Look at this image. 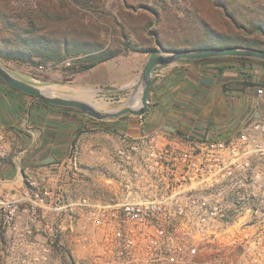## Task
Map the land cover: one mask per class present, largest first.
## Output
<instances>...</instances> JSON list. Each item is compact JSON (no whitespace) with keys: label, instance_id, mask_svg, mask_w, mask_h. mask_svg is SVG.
Segmentation results:
<instances>
[{"label":"built area","instance_id":"built-area-1","mask_svg":"<svg viewBox=\"0 0 264 264\" xmlns=\"http://www.w3.org/2000/svg\"><path fill=\"white\" fill-rule=\"evenodd\" d=\"M164 125L125 133L114 150V187L100 196L67 200L37 188L23 229L16 200L1 198L0 250L30 242L43 205L66 214L71 232L82 230L92 251L98 247L102 264H221L222 250L234 245L244 260L264 264V119L248 110L227 133ZM8 155L0 129V160Z\"/></svg>","mask_w":264,"mask_h":264},{"label":"crops","instance_id":"crops-1","mask_svg":"<svg viewBox=\"0 0 264 264\" xmlns=\"http://www.w3.org/2000/svg\"><path fill=\"white\" fill-rule=\"evenodd\" d=\"M147 54V51L121 53L75 78L85 76L81 88H108L129 94V99L131 96L139 99ZM202 59H179L156 66L152 72L150 107L142 116L130 114L133 118L126 130L144 123L210 127L227 133L248 110L264 119V97L258 99L253 90L254 84H264L263 64H244L231 58ZM75 78L73 83L78 85ZM79 89L65 91L88 100ZM99 121L75 110L45 104L0 83V129L6 134L9 150L8 157L0 160V199L16 200L22 209V229L27 228V209L37 205L33 197L37 188L48 189L52 196L63 192L67 200L79 195L76 194L79 190L100 196L113 189L114 184L109 181L118 171L113 150L121 140L115 135L118 128L115 124L111 127L112 124ZM49 156H54L55 161L44 164L42 160ZM104 167L107 175L101 174ZM94 170H98L97 178ZM95 183L100 187L97 190L91 188ZM42 207L32 228L35 234L36 226L40 227Z\"/></svg>","mask_w":264,"mask_h":264},{"label":"rangeland","instance_id":"rangeland-1","mask_svg":"<svg viewBox=\"0 0 264 264\" xmlns=\"http://www.w3.org/2000/svg\"><path fill=\"white\" fill-rule=\"evenodd\" d=\"M0 9L21 14L22 23L28 22L24 15L32 13L43 31L50 30L57 38L84 39L124 54L137 51L136 48L160 50L163 47L165 51H173L223 46L225 42L213 36L216 33L226 37L250 34L264 41V35L257 28L264 24V0H0ZM11 32V29L2 30L0 36H11ZM153 34L158 36L159 43ZM86 56H70L53 62L36 59L35 63L0 57V62L26 81L53 86L58 94L73 95L65 90L80 88L100 111L124 107L129 102V94L108 88H81L85 76L75 77L89 70L81 69L89 63L84 60ZM41 65L46 68L42 69ZM74 78L78 85L73 83ZM254 85V93L259 86L264 88V84ZM131 116L104 122L118 127L115 135L122 141L129 131L126 129L131 124ZM107 172L105 167L101 169V174L107 175ZM92 173L97 178L98 170ZM91 188L100 187L95 183ZM43 210L40 227L36 226L30 242L4 250L0 253V264H102L97 253L94 254L99 251L98 247L92 251L83 240L82 230L71 232L65 216L49 207ZM222 255L221 264H252L242 258L239 245L223 249ZM189 264H212V261L200 258Z\"/></svg>","mask_w":264,"mask_h":264},{"label":"trees","instance_id":"trees-1","mask_svg":"<svg viewBox=\"0 0 264 264\" xmlns=\"http://www.w3.org/2000/svg\"><path fill=\"white\" fill-rule=\"evenodd\" d=\"M153 12L156 13V15L158 14V11L155 9L153 10ZM24 17L28 18L27 23L20 22L23 18L21 14L0 9V33L2 32V30H12L11 36H0V57L6 58L8 60L23 59L25 61L35 63L37 62L36 59H39V61L43 62H53L64 60L70 56H79L85 54L87 56L84 60H88L89 63L82 65L81 69L86 70L121 53L119 52V50H113L112 48L105 47L103 45H96L95 43L86 41L84 39H67L66 37L57 38L54 36L52 31H43L44 28L39 25V21H37L36 19L37 16L33 15L32 13H28L24 15ZM47 17L48 16L46 15V18ZM257 28L259 29L261 34L264 35V24ZM213 36L217 39H222L225 42L223 46L239 45L264 49V41L255 36H251L250 34H237L234 36L226 37L223 34L216 33ZM153 37H156L159 43L158 36L156 34H153ZM134 50L152 52L157 51V48H136ZM219 58H231L238 60V62H243L244 64L249 62H259L264 65V60L253 57L224 56L208 59ZM0 83L11 87L13 90L21 92L23 94H27L24 91L7 84L1 77ZM39 101L51 105L44 100ZM58 107L83 113L73 107Z\"/></svg>","mask_w":264,"mask_h":264},{"label":"water","instance_id":"water-1","mask_svg":"<svg viewBox=\"0 0 264 264\" xmlns=\"http://www.w3.org/2000/svg\"><path fill=\"white\" fill-rule=\"evenodd\" d=\"M224 56L253 57L264 60V49L249 46L227 45L215 46L205 49H176L173 51L160 50L150 52L142 72V93L139 99L131 96L126 106L112 111H100L97 106L85 99L74 95H65L56 93L53 86H40L35 83L26 81L16 76L11 70L0 62V77L9 85L18 88L36 99L44 100L50 104L58 106L73 107L89 117L111 121L120 118L126 114L135 116L144 115L150 107V93L153 85L152 72L156 66L168 65L179 59H202L217 58ZM138 101V103H136ZM167 129L175 130L171 124L164 125ZM55 161L54 156L46 157L42 160L44 164Z\"/></svg>","mask_w":264,"mask_h":264}]
</instances>
